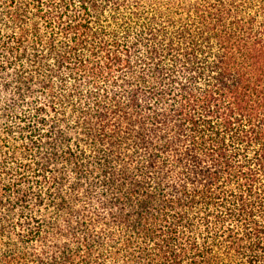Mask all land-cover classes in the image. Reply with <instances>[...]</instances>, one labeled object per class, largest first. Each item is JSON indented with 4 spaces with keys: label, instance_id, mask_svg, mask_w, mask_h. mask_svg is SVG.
<instances>
[{
    "label": "trees",
    "instance_id": "16d2710c",
    "mask_svg": "<svg viewBox=\"0 0 264 264\" xmlns=\"http://www.w3.org/2000/svg\"><path fill=\"white\" fill-rule=\"evenodd\" d=\"M0 264H264V0H0Z\"/></svg>",
    "mask_w": 264,
    "mask_h": 264
}]
</instances>
